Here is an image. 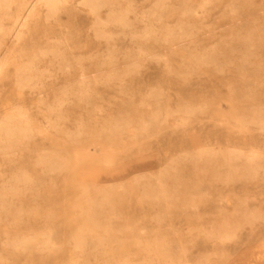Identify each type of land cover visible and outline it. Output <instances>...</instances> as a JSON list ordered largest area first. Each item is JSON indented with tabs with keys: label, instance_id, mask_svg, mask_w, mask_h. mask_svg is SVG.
Instances as JSON below:
<instances>
[{
	"label": "rangeland",
	"instance_id": "374dc122",
	"mask_svg": "<svg viewBox=\"0 0 264 264\" xmlns=\"http://www.w3.org/2000/svg\"><path fill=\"white\" fill-rule=\"evenodd\" d=\"M92 1L0 0V264H264V0Z\"/></svg>",
	"mask_w": 264,
	"mask_h": 264
},
{
	"label": "bare ground",
	"instance_id": "6f19581e",
	"mask_svg": "<svg viewBox=\"0 0 264 264\" xmlns=\"http://www.w3.org/2000/svg\"><path fill=\"white\" fill-rule=\"evenodd\" d=\"M9 1V0H8ZM58 0H45V3L46 5L48 6H52L54 5ZM91 2H94L91 0ZM98 2V1H97ZM90 3V2H89ZM93 4V3H92ZM102 4V3H101ZM90 5V4H89ZM96 6V5H95ZM93 8V6L91 7ZM94 12V11H93ZM22 19H23V15L22 14H19L17 17H16V23L20 24L22 22ZM102 22V20H101ZM228 52V51H227ZM117 130V129H116ZM110 185V184H109Z\"/></svg>",
	"mask_w": 264,
	"mask_h": 264
}]
</instances>
